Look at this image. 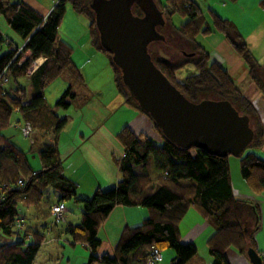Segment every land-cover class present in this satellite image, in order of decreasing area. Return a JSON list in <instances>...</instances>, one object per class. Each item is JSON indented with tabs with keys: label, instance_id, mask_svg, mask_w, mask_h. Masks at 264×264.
I'll return each instance as SVG.
<instances>
[{
	"label": "trees",
	"instance_id": "16d2710c",
	"mask_svg": "<svg viewBox=\"0 0 264 264\" xmlns=\"http://www.w3.org/2000/svg\"><path fill=\"white\" fill-rule=\"evenodd\" d=\"M91 2L58 0L44 18L24 2L0 0V17L23 39L24 51H30L27 59L20 62L21 53L14 57L9 48L12 43L0 34V73L6 68L8 80H15L26 75L36 58H45L28 76L30 85L27 90L16 88L11 96L0 87V233L17 236L11 243H0V264H34L35 256L44 243V234L28 229L25 222L22 227H16V220L22 221L18 205L33 208L36 217L44 221L53 218L51 207L54 204L73 198L77 189L76 184L62 174L57 154V142L67 121L59 119L56 110L68 108L74 92L67 88L53 108L48 107L44 100V89L63 73L70 71L74 77L81 79L72 60L71 45L58 35L67 6L89 19L91 44L100 53L106 54L116 90L126 104L149 119L162 139L156 143L143 133L136 135L128 127L120 129L115 138L124 151L116 161L121 179L115 187L106 190L97 188L90 199H77L82 209L76 224L60 223L73 245L79 243L89 251L86 264H146L153 246L161 251L170 249L174 252L170 264H187L195 258L197 250L191 243L182 242L178 224L189 209L195 210L216 229L206 242L212 257L211 264H228L225 252L230 247L240 254H245L249 247L255 249L254 236L259 229L260 210L255 200L233 193L229 157L213 156L200 149L180 148L162 136L151 117L129 96L111 54L99 44ZM155 2L166 23L186 41L193 54L181 55L176 60L156 55L151 56L152 61L189 101L227 100L238 113L248 115L255 134L250 145L257 149L262 147L263 127L252 102L231 80L228 71L211 60L210 50L201 39L212 33L221 35L244 61L249 80L264 94V68L246 47L243 37L231 22L212 11H208V17H205L193 0ZM175 14L181 18L182 24L175 26L172 19ZM187 66L193 67L195 72L192 70L183 80H177L176 71ZM13 111L20 114L17 124L13 123L14 127L18 128L26 122L32 126V135L27 139L30 145L39 148L36 155L41 170L38 172L30 166L29 152H24L2 134L10 125ZM193 151L195 154L192 156ZM239 158L241 178L248 189L260 194L264 191V158L253 153L241 154ZM20 180L22 183L19 184ZM50 195L58 198L56 203ZM119 205L142 206L148 216L136 226L123 228L110 255L99 253V227ZM246 212L249 215L247 219L244 218ZM248 219L258 221L250 235L246 223ZM60 224L53 223V226Z\"/></svg>",
	"mask_w": 264,
	"mask_h": 264
},
{
	"label": "crops",
	"instance_id": "0c3cea01",
	"mask_svg": "<svg viewBox=\"0 0 264 264\" xmlns=\"http://www.w3.org/2000/svg\"><path fill=\"white\" fill-rule=\"evenodd\" d=\"M15 1L24 2L45 18L58 0ZM193 1L201 8L205 17H208V11H212L216 16L222 17L231 22L239 35L243 37L246 47L251 54L264 68V0ZM157 2L163 3L164 0H157ZM0 34L2 37L4 36L8 38L13 46H22L25 43L23 39L17 36L11 29L7 30L5 35L1 32ZM201 39H203L205 47L210 50L209 55L211 60L222 65L226 71H228L231 80L234 81L239 88L246 84L244 91H241L250 102H252L255 112L258 114L259 122L262 124L264 134V110L263 112L259 111V107L256 104V100H259V102L264 104V94L258 90L256 84L249 80L247 75L248 70H246L244 61L239 58L234 49L230 47L228 42L222 38L221 35L212 33L209 36H202ZM68 44L71 45L70 43ZM88 44V48L79 51L80 55L92 60V54L95 53L98 58L100 52L95 50L93 45L90 43ZM80 45L83 47V44ZM24 53L25 54L21 56L20 62L25 61L30 55L29 50H26ZM72 53L74 54V52ZM72 60L74 65L77 66L81 79L75 77V81H72L70 77L73 75L70 71L63 73L58 79L44 89V100H46L48 107L53 108L58 102V96H60L62 91L64 92L70 87L74 92V97L72 98L73 100L70 106L65 109L68 111L64 114L61 113V115L57 114L59 119L65 118L67 121L66 125L61 130L57 142V154L60 164L62 165V174L77 186L75 195L71 198V201L73 200L75 204L73 207L75 208L74 216H76L75 219L76 222H78L80 220L79 217L82 208L80 207L81 203L78 202L77 199H90V195L93 191L97 190V188L106 190L107 188L115 187L122 177L116 162L122 157L124 152L121 144L115 138L116 133L119 132L120 129L128 127L136 135L143 133L147 137L149 136L151 139L155 140L156 143H160L162 139L160 138V134H158L155 128L151 125L149 119L145 118L144 115L137 111V109L124 102L123 97L118 93L114 85H111L110 87L105 86L107 90L105 87L99 89L88 88L84 77L85 71L88 67L84 66L81 62L79 63L74 56L72 57ZM34 61L33 62L36 65L33 66V68L31 66L25 76L18 77L15 80L12 78L9 79L5 85H2V91L12 96L16 88H24L27 90L30 85V79H28V76L45 61V58L38 57ZM87 64H90L89 60H87ZM247 78L250 81L248 83V80H246ZM246 91H249V95ZM19 118V112L13 111L10 117V125L7 128L8 131L7 129L3 130L2 134L10 138L13 144L24 152H37L39 148L34 149L30 146L24 139V135H21L22 133L20 134L18 131L19 127L17 128L13 126V123L17 124ZM23 145L28 148V151H25ZM262 145V147L257 149L256 155L264 158V138ZM30 166H32V169L35 172L41 170L38 157L37 159L32 157V161L30 160ZM241 179L243 180V178ZM233 180L234 179H232V182ZM232 190L235 195L238 193L237 196L248 199L251 198L258 204L260 210V222L259 229L254 236L256 241L255 249L264 261V191L260 194H256L251 189L247 188L244 180L243 183L238 186L240 192L235 190V185L233 184ZM54 198V202L57 201L58 198ZM23 208H21V210ZM33 213L34 214L31 215L30 219L34 218V223L31 225H28L25 220L23 221V214L20 215L19 213V218L25 222L28 229L43 233L45 236V243L47 236L45 235L43 228L45 227L48 232L47 226L35 222L36 220L39 221V219L35 215V210ZM69 213L73 214L70 209L66 208V222H69L67 218ZM147 216V210L142 206H116L109 213L108 219L99 227L97 234V238L101 239L99 252H104L110 255L113 251V247L119 240L123 228L125 226H136ZM248 216L249 215L246 212L244 218L247 219ZM33 220L31 221L33 222ZM76 222L73 224H76ZM257 222V219L246 220L250 232L249 235L252 233L251 230ZM40 225L42 227H39ZM178 225L179 235L182 238V242L184 244L191 243L197 250L195 258L187 264H211L212 257L209 255L206 242L216 231L215 227L210 222L205 221L200 214L193 209H189L185 213V216ZM33 226H35V228H33ZM53 231L54 230L51 229L50 234L53 233ZM58 231L62 236L65 233L63 226L60 230L58 229ZM65 234L66 237H69L67 233ZM16 238V234L7 235L0 233V243L8 240H10L11 243ZM53 238V240L60 239L59 235ZM166 253L167 258L171 261L174 257V252L172 250H166ZM161 254L163 262L158 264H163L166 260L162 251ZM225 255L228 264H249L246 255L238 253V251L232 247L226 250Z\"/></svg>",
	"mask_w": 264,
	"mask_h": 264
},
{
	"label": "water",
	"instance_id": "95a60500",
	"mask_svg": "<svg viewBox=\"0 0 264 264\" xmlns=\"http://www.w3.org/2000/svg\"><path fill=\"white\" fill-rule=\"evenodd\" d=\"M91 1L99 44L111 54L129 96L162 136L180 148L239 157L255 136L249 116L227 100L189 101L152 61L148 46L164 40L156 25L165 24L155 0ZM134 6L142 16L133 13ZM245 254L249 264L264 262L252 247Z\"/></svg>",
	"mask_w": 264,
	"mask_h": 264
},
{
	"label": "rangeland",
	"instance_id": "374dc122",
	"mask_svg": "<svg viewBox=\"0 0 264 264\" xmlns=\"http://www.w3.org/2000/svg\"><path fill=\"white\" fill-rule=\"evenodd\" d=\"M65 13L66 14H65L64 18L62 19V21L60 23L61 25H60L59 30H58V35H59L61 40L65 41L67 44L70 43L73 46V47L72 46L71 47H72V52H74V54L72 53L71 56L72 57L74 56L75 59H77V61H79V63L81 62L82 64H84V66L88 67V69H86V71H85V76H84L86 79L88 88L99 89V88H103L105 86L110 87L111 85H114L113 71H112L111 66L108 63V58H107L106 54L101 52V53H99V57L97 58V55H95V53H93L92 54L93 55L92 60H91L88 57H84V56L80 55V53H79L80 50H83L84 48L89 47L88 43L91 44L90 33H89V19L83 14L74 12L73 9L69 6L66 7ZM172 19H173V23L175 24V26L182 24L181 18L179 16H177L176 14L172 17ZM165 26H167V28H165L164 31H162V33H163L162 36L163 37L165 36L164 40H158V41H155V42L149 44L148 52L150 53V56L154 57L157 55V56L164 57L166 59L170 58V59L176 60L181 55H185V54H188L189 52H191V50H189V45L186 43V41L182 40L177 34H175L173 32L170 24L168 23V25H167L165 23ZM0 30H1L0 32L4 35H5L7 30H10V28L6 25V22H5L3 17L0 18ZM165 40H167V41H165ZM80 44H83V47H81ZM91 45H93V44H91ZM24 52L25 51L23 49L21 52V56L25 54ZM21 56H20V58H21ZM87 60H89L90 64H87ZM34 62L30 64L29 68H31V66L33 68V66L36 65V64H34ZM29 68H28V70H29ZM192 70L195 72V69L191 66L179 68L178 71H176L177 80H183L184 77L189 75ZM70 78L72 81H75V79H76L74 76H71ZM246 80H248V78ZM248 82H250V81L248 80L247 83ZM245 87H246V84L242 85L240 87V89L244 91ZM106 90H107V88H106ZM62 92L60 93V95L62 94ZM246 92L249 95V91H246ZM58 97H60V96H58ZM256 102H257L256 103L257 106L259 107V111L263 112L264 104L259 102V100H256ZM66 111H68V110L60 108L57 111V114L61 115V113L64 114ZM19 125H21V124H19ZM13 126H14V124H13ZM7 131H8V129H7ZM18 131L20 132V129ZM20 134H21V132H20ZM21 135H23V134H21ZM24 139L30 145L29 140L25 137H24ZM23 146L25 148V151H28V148H26L25 145H23ZM30 146H32V145H30ZM32 147L34 149L38 148V146H36V147L32 146ZM247 153H253L254 155H256L257 154V148L253 147L252 145H249L243 151L242 155H246ZM194 154H195V151L192 152V156ZM29 155H30L31 161H32V157L37 159L36 152L31 151V152H29ZM228 157H229L230 176L232 177V179H234L232 184L235 185V190H237V192H240V190H238V186L243 183V180L241 179V175H240V168H239V159L240 158L239 157L235 158L232 156H228ZM244 189H245V187H244ZM237 195H238V193H237ZM50 196H51L50 198L54 202L55 198L52 195H50ZM63 205H64V207L66 206L65 208L70 209L73 213V214L69 213V216L67 217L68 221L72 222V223L76 222V219H75L76 216H74L75 208H73L75 204H74L73 200L71 201V199H66V200H64ZM23 207H22V205L21 206L18 205V208H17L20 215L23 214V221L25 220L28 225L33 224L34 218L30 219L31 215L34 214L33 208H29V207L23 208ZM80 207H81V205H80ZM21 208H23V209L21 210ZM31 220H33V222ZM78 220H79V218H78ZM53 221H54L53 218H48V219L44 220L43 222L41 220L35 221L41 225L45 224L47 226L48 232L46 231V228L44 227L43 231L45 232V235L47 237L45 239V243H43L41 245V247L39 248V250L37 252V255L35 256L34 264H86L87 259L89 257V251H87L79 243L73 245L71 243L70 238L66 237L65 233L62 236L61 233H59L58 229L60 230V228L63 226V224L53 226V224H52ZM41 225L39 227H42ZM263 227H264V224H263ZM33 228H35V226H33ZM49 228L54 230L53 233L50 234L51 229H49ZM57 235H59L60 239L59 240L58 239L53 240L54 239L53 237H55ZM6 242L10 243V240H8ZM166 250H170V249H164L162 251L163 255L166 259L163 264H169L170 263V259L167 258ZM99 253H102V252H99ZM85 256H86V258H85ZM83 258H84V260H83ZM82 260H83V262H82Z\"/></svg>",
	"mask_w": 264,
	"mask_h": 264
},
{
	"label": "built area",
	"instance_id": "2783aa9c",
	"mask_svg": "<svg viewBox=\"0 0 264 264\" xmlns=\"http://www.w3.org/2000/svg\"><path fill=\"white\" fill-rule=\"evenodd\" d=\"M24 45L22 46H9L10 50L14 53V57L17 56L18 54H20L23 50V47ZM9 80H8V76H7V70L6 68H4V70L0 73V87L2 85H5V83H7ZM20 128V131L21 133L26 137V138H29L32 134V126L31 124L28 122L24 123L22 126L19 127ZM22 183L21 180L19 181V184ZM51 214L53 216V223L55 224H60V223H64L65 222V211H66V208H64V205L62 202L60 203H56L54 204V206L51 207ZM52 223V224H53ZM16 227L19 228V227H22L23 226V221H20V220H16ZM150 251H149V254H148V257H147V263L146 264H158V263H161L163 261V258H162V254H161V251L153 246V247H150Z\"/></svg>",
	"mask_w": 264,
	"mask_h": 264
},
{
	"label": "flooded vegetation",
	"instance_id": "af4514ba",
	"mask_svg": "<svg viewBox=\"0 0 264 264\" xmlns=\"http://www.w3.org/2000/svg\"><path fill=\"white\" fill-rule=\"evenodd\" d=\"M160 9V8H159ZM132 10H133V13H135L136 15H138V16H142V14L139 12V10L134 6V7H132ZM161 10V9H160ZM162 15H163V19H165V17H164V14H163V12H162ZM165 23H166V21H165ZM167 24V23H166ZM168 25V24H167ZM165 28H167V26H165V24H164V26H158V25H156V30L162 35L163 33H162V31H164V29ZM165 37V36H164ZM165 41H167V40H165ZM150 54V53H149ZM188 54H193V52H189ZM188 54H186V55H188Z\"/></svg>",
	"mask_w": 264,
	"mask_h": 264
},
{
	"label": "bare ground",
	"instance_id": "6f19581e",
	"mask_svg": "<svg viewBox=\"0 0 264 264\" xmlns=\"http://www.w3.org/2000/svg\"><path fill=\"white\" fill-rule=\"evenodd\" d=\"M178 89V88H177ZM56 203V202H55ZM22 229V228H21ZM161 251V250H160Z\"/></svg>",
	"mask_w": 264,
	"mask_h": 264
}]
</instances>
